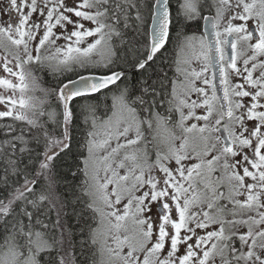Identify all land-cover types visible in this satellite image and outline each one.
Returning <instances> with one entry per match:
<instances>
[{
	"label": "snow or ice",
	"instance_id": "obj_1",
	"mask_svg": "<svg viewBox=\"0 0 264 264\" xmlns=\"http://www.w3.org/2000/svg\"><path fill=\"white\" fill-rule=\"evenodd\" d=\"M0 264H264V0H0Z\"/></svg>",
	"mask_w": 264,
	"mask_h": 264
},
{
	"label": "trees",
	"instance_id": "obj_2",
	"mask_svg": "<svg viewBox=\"0 0 264 264\" xmlns=\"http://www.w3.org/2000/svg\"><path fill=\"white\" fill-rule=\"evenodd\" d=\"M55 80L51 76H45L41 81V86L43 88H51L55 87ZM36 96H42L43 94L39 91L35 93ZM75 163H78V159L74 160L72 157L66 158L63 162V166L60 168L62 174L67 176V182H73L74 178L72 176V172L75 171ZM71 169V171H70Z\"/></svg>",
	"mask_w": 264,
	"mask_h": 264
}]
</instances>
